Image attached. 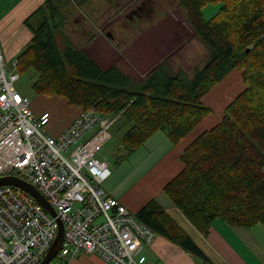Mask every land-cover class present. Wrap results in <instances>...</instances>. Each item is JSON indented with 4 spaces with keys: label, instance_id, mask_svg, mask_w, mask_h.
<instances>
[{
    "label": "trees",
    "instance_id": "1",
    "mask_svg": "<svg viewBox=\"0 0 264 264\" xmlns=\"http://www.w3.org/2000/svg\"><path fill=\"white\" fill-rule=\"evenodd\" d=\"M57 1L58 3H55ZM218 4L208 20L202 8ZM186 23L206 49L202 67L189 77L161 61L135 78L117 64L106 67L67 42L61 54L56 33L65 17L60 0H44L31 15L39 23L17 55V71H33L37 94L63 97L81 109L117 116L129 124L120 138L118 159L140 149L156 131L178 143L210 113L203 98L233 69L242 90L225 106L221 120L199 133L183 150V167L162 190L200 232L221 218L233 227L264 224V0H179ZM156 234L184 250L202 251L154 199L135 214Z\"/></svg>",
    "mask_w": 264,
    "mask_h": 264
},
{
    "label": "built area",
    "instance_id": "2",
    "mask_svg": "<svg viewBox=\"0 0 264 264\" xmlns=\"http://www.w3.org/2000/svg\"><path fill=\"white\" fill-rule=\"evenodd\" d=\"M0 44V177L33 184L56 212L13 185L0 186V264H39L58 229L63 241L51 264H67L80 253H97L112 264H143V244L155 233L102 187L111 175L97 158L117 116L95 107L79 109L72 122L51 135V113H35L15 84L17 60L4 67Z\"/></svg>",
    "mask_w": 264,
    "mask_h": 264
},
{
    "label": "rangeland",
    "instance_id": "3",
    "mask_svg": "<svg viewBox=\"0 0 264 264\" xmlns=\"http://www.w3.org/2000/svg\"><path fill=\"white\" fill-rule=\"evenodd\" d=\"M62 1L67 5L60 11L65 20L62 31L56 33L62 55L66 43L70 42L101 66L117 64L135 78H141L161 61H166L172 70L183 68L192 77L193 68L202 67L205 62L206 49L186 23L179 0H60V3ZM218 6L215 3L203 6V18L210 19ZM4 67L9 69V65L4 64ZM35 79L33 71L20 74L15 86L30 99L31 107L37 113L42 110L51 113L52 118L46 128L55 135L67 126L71 114L81 108L70 105L63 97L35 93L32 89ZM211 98L212 95L203 101L210 108V113L193 131H201L221 120L224 109L214 104ZM209 120L212 123L205 126ZM121 121L119 119L111 127L110 138L97 154L98 159L108 162L111 170L102 187L114 197L128 196V191H145L152 182V176L141 177L156 157L155 154L148 156L151 144L147 141L140 149L115 163V157L121 154L118 152L120 138L129 125L121 126Z\"/></svg>",
    "mask_w": 264,
    "mask_h": 264
},
{
    "label": "crops",
    "instance_id": "4",
    "mask_svg": "<svg viewBox=\"0 0 264 264\" xmlns=\"http://www.w3.org/2000/svg\"><path fill=\"white\" fill-rule=\"evenodd\" d=\"M43 1L0 0V44L4 63L9 65V68L11 61L17 57L16 53H20L32 38L31 31L25 25V20L43 4ZM28 21L32 25L39 23L36 15L31 16ZM242 88L241 71L233 69L203 98V101L212 95L211 99L214 104L223 110ZM33 111L36 112L34 109ZM78 111L71 114L66 125L72 122ZM210 123L212 120H209L207 124L205 123V126ZM215 124L214 122L212 126ZM212 126L201 131L197 129L174 144L171 143L164 131H159V134H157L158 132L155 133L148 140L151 144L148 156L155 154L156 157L145 168L146 171L141 177L151 175L152 182L145 191H128V196L124 194L116 196L118 198L115 197L131 213L133 212L132 214H136L149 200H156L204 255L203 257L197 256L169 239L155 234L152 243L143 244L142 253L145 256L143 264H264V224L258 223L250 228L233 227L223 219L217 218L212 222L208 232L203 234L175 208L162 190L165 183L181 171L183 163L180 156L184 148L199 133ZM66 263L112 264L104 261L97 253L85 252L80 253L76 258L68 259Z\"/></svg>",
    "mask_w": 264,
    "mask_h": 264
},
{
    "label": "water",
    "instance_id": "5",
    "mask_svg": "<svg viewBox=\"0 0 264 264\" xmlns=\"http://www.w3.org/2000/svg\"><path fill=\"white\" fill-rule=\"evenodd\" d=\"M1 185H13L16 186L28 194H30L32 197L35 198V200L43 206L45 210H47L52 216H56V212L53 209V207L49 204L47 199L39 192V190L30 182L22 179L18 176H1L0 177V186ZM58 222V229L56 236L54 238L53 243L51 244L50 248L48 249L45 256L42 258V260L39 262V264H48L55 254L58 252L62 245L63 241V225L59 219H57Z\"/></svg>",
    "mask_w": 264,
    "mask_h": 264
}]
</instances>
